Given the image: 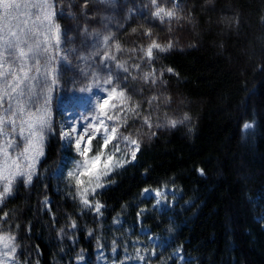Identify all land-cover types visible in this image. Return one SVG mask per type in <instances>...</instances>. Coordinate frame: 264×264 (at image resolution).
Wrapping results in <instances>:
<instances>
[{"label":"trees","instance_id":"obj_1","mask_svg":"<svg viewBox=\"0 0 264 264\" xmlns=\"http://www.w3.org/2000/svg\"><path fill=\"white\" fill-rule=\"evenodd\" d=\"M177 2L184 46L154 55L158 67L173 69L167 94L180 98L189 121L156 130L131 163L95 134L89 163L76 169L84 157L62 142L55 109L32 183L17 180L0 204V231L18 244L15 264H264V0ZM60 3L65 17L86 22L99 1ZM139 12L119 19L112 42L123 50L158 30ZM124 86L135 100L156 92L129 78ZM109 156L124 167L98 180Z\"/></svg>","mask_w":264,"mask_h":264},{"label":"rangeland","instance_id":"obj_2","mask_svg":"<svg viewBox=\"0 0 264 264\" xmlns=\"http://www.w3.org/2000/svg\"><path fill=\"white\" fill-rule=\"evenodd\" d=\"M19 2H24V0H19ZM157 5L165 11L173 9L174 6L173 0H156V5L152 4L151 0H110L107 4L99 2L97 11H95L97 12L96 18L93 21L84 22L69 17L60 19L57 16L56 22L61 25V31L67 29V39L61 36V48L67 53V61L58 60L52 65L60 68L59 82L54 86L50 85L52 90L50 92L46 90L45 95L41 96L38 101L37 106L43 109L44 98L47 97V111L50 114L51 124V130L47 131L43 142V152L47 138L53 133L55 109L62 112V117L58 122L60 137L62 133L71 132L70 139L61 138L66 145L75 144L76 139L83 135L81 147L84 148L88 144L89 135L92 137L95 134H101L103 138H106L104 130L107 128V135L115 136L110 142L119 145L128 154L136 151V146L131 144V141L135 140L140 147L142 142L152 137L156 130L164 131L173 128L170 121H177L176 126L189 121L188 113L182 107L180 98L173 99L167 94L168 87L164 76L168 71L156 65L154 52L157 49H153L152 58L147 56V49L153 41L161 47H167L171 43L172 47L178 48H183L185 42L183 38L178 40L176 37L180 25L184 23L179 8L175 9L180 17L179 20L167 17L161 20L152 15L156 12ZM131 8L140 11L143 17L148 16L151 22L157 25L158 30L151 32V35H147L149 32L147 30L144 34L141 33L145 41L143 40L139 49L123 50L120 47V50H117V44L112 41L120 28L119 19ZM23 11L21 9L13 15H22ZM85 28L88 29L87 33L84 32ZM95 33L100 35L96 36ZM104 36H112L113 39L108 44H104L102 42ZM106 52L115 59L105 60ZM63 54L62 52L61 55ZM118 64H123L127 72L124 68L117 67ZM108 69L111 71L109 72ZM145 73H154L156 83H152V77L145 82L143 78ZM109 78L112 79V84L105 83V80ZM128 78L134 80L140 88L145 87L152 90L155 87L156 92L151 93L155 99L141 97L142 94L140 95L137 89L135 92L139 94V98L135 100L131 97L124 86V79ZM113 87L116 88V93H112ZM120 92H123L124 96H120ZM109 94H111V99H109ZM105 100H108V104H104ZM112 105L116 107L113 108ZM31 111L36 112V108H31ZM109 116L114 119L109 120L107 118ZM145 118H147V123ZM101 119L104 120L103 125L99 123ZM246 125H251V123L248 122ZM113 127L117 129L115 134L111 132ZM124 137H128V140H124ZM41 158L42 156L39 160ZM19 179L23 178H17ZM4 183L6 181H0V191ZM5 198L0 200V204ZM0 236L5 237L4 240H0V261L3 264H15L16 253L3 256V253L8 251L4 249V243H9L7 238L15 236L1 231ZM12 243L18 246L16 237Z\"/></svg>","mask_w":264,"mask_h":264},{"label":"snow or ice","instance_id":"obj_3","mask_svg":"<svg viewBox=\"0 0 264 264\" xmlns=\"http://www.w3.org/2000/svg\"><path fill=\"white\" fill-rule=\"evenodd\" d=\"M99 2L107 4L110 0H99ZM151 2L156 5V0H151ZM173 5V9L167 11L157 5V10L152 15L161 20L165 17L179 20L180 17L175 10L179 6L177 0H173ZM84 6L87 7V0H85ZM21 9L24 10L22 15H13ZM66 15L68 14L65 13L60 0H24V2L0 0V181H6L0 191V200L13 193L17 178H23L25 186L32 183L33 176L36 175V164L39 163V158L44 155L43 142L47 131L51 130L47 97L44 98L43 109L37 105L40 97L45 95V91L52 90L50 85L54 86L59 82L60 68L52 65L58 60L67 61V53L61 48V36L65 40L67 39V29L62 32L61 25L56 22L57 16L64 18ZM84 32L87 33L88 29L85 28ZM95 35L99 36L100 34L95 33ZM147 35H151V32H148ZM111 39H113L112 36H104L102 42L108 44ZM116 48L120 50L119 44L116 45ZM154 48L159 52H167L172 48V45L169 43L167 47H161L153 41L147 49L149 58H152ZM62 52L63 55H61ZM104 58L105 60L115 59L107 52L104 54ZM117 67L124 68V65L118 64ZM108 70L111 71V69ZM124 71L127 72V69L124 68ZM167 71L173 72V69L169 68ZM149 77H152V83H156L154 73H145L143 77L145 82ZM105 83L112 84V79L105 80ZM112 93H116L115 87L112 88ZM119 95L124 96V93L120 92ZM109 99H111V94H109ZM104 104H108V100H105ZM101 107L103 108V105ZM112 107L116 106L112 105ZM31 108H36V112H32ZM129 111H133V109H129ZM107 118L114 119L111 116ZM145 122L147 123V118H145ZM99 123L103 125L104 120L101 119ZM169 123L175 127L177 121L173 120ZM149 127H151L150 124ZM245 127H251V125ZM104 132L106 138L103 140V147H107L115 136L107 135V128ZM111 132L115 134L117 129L113 127ZM61 138L70 139L71 132L62 133ZM82 139L83 135L75 141L77 153L84 157L83 161L75 162L76 169L89 163L87 153L91 151V148L85 146L82 150ZM91 139L92 137L89 135V145ZM123 139L128 140V137ZM131 144L136 146V151L131 153V160L127 163L134 161L137 151H139V144L135 140L131 141ZM119 150V145H117L116 151ZM13 153L15 154L13 155ZM101 155L102 150L91 158L90 172L98 171L97 162L100 161ZM112 160L113 157L109 156L104 162V171L99 173L98 180L101 176L106 178L117 168L124 167L123 162L113 164ZM73 176L74 172L68 173V177L72 178ZM80 183L81 181L77 179V184ZM105 186L97 184V188ZM151 191V189H145L143 195L147 196ZM83 203L87 207H92L87 200H84ZM102 207L97 203L95 205L96 212L100 213ZM72 227H76L75 222ZM4 239L5 237L0 236V240ZM7 239L10 242L3 245L4 249L8 250L3 253L5 257L15 254L18 247L12 243L15 237ZM13 258H15L14 255ZM0 264L3 262L0 261Z\"/></svg>","mask_w":264,"mask_h":264}]
</instances>
